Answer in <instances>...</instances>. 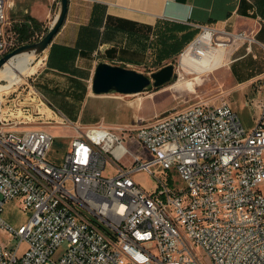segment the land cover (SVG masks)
I'll return each mask as SVG.
<instances>
[{
	"label": "built area",
	"instance_id": "2783aa9c",
	"mask_svg": "<svg viewBox=\"0 0 264 264\" xmlns=\"http://www.w3.org/2000/svg\"><path fill=\"white\" fill-rule=\"evenodd\" d=\"M5 7L0 0V57L22 44ZM199 30L180 55L205 32L244 37ZM27 97L28 104L12 103L35 109V118L14 114L0 94V230L10 236L5 243L0 237V264H204L202 257L209 264H264V82L249 101V131L228 102L198 101L115 129L88 126L70 137L59 162L47 157L53 135L45 127L81 124L31 87ZM125 140L150 157L140 160ZM126 155L132 165H119ZM108 162L115 167L110 176L103 173ZM168 169L183 186L155 176ZM139 171L154 177L151 189L135 180ZM8 201L28 212L21 224L2 216ZM56 250L62 254L54 258Z\"/></svg>",
	"mask_w": 264,
	"mask_h": 264
},
{
	"label": "crops",
	"instance_id": "0c3cea01",
	"mask_svg": "<svg viewBox=\"0 0 264 264\" xmlns=\"http://www.w3.org/2000/svg\"><path fill=\"white\" fill-rule=\"evenodd\" d=\"M5 4L10 27L16 30L26 24L31 39L58 0ZM200 26L240 33L246 37L240 44L245 53L252 51L253 43L264 53V0H68L64 22L43 52L44 66L36 83L59 100L82 101L97 62L138 71L157 62V69L182 51ZM241 55L229 57L226 67ZM0 234L10 237L4 230Z\"/></svg>",
	"mask_w": 264,
	"mask_h": 264
},
{
	"label": "rangeland",
	"instance_id": "374dc122",
	"mask_svg": "<svg viewBox=\"0 0 264 264\" xmlns=\"http://www.w3.org/2000/svg\"><path fill=\"white\" fill-rule=\"evenodd\" d=\"M58 8L59 0L57 8L52 10L51 14H49L48 18L43 22L40 31H38V35L43 36V34L46 33L58 12ZM224 31L232 33L227 30ZM199 33H201L200 30L197 34ZM230 39H232V36L224 34L221 31L212 34L211 46L216 47V43L221 41L227 42V45L225 46V48H227L226 54L222 61L223 65L214 72L203 73V75L199 77V80L195 78V74H187L186 72L188 69L186 67L183 69L180 66V51L172 58V60L164 62V64H174L177 73L176 79L159 88L150 86L144 91L134 94H119L113 92L102 95H93L89 87L88 89L86 88V96L82 101L71 100L69 102L57 99L56 95L51 94V90L49 92H47V90H41L36 83L44 66L42 63L43 54H41L39 56L33 55V59L31 58V62L33 61L32 64L41 59L40 65L33 73L25 75L22 80L13 83L11 85L12 87H8L9 89H7L6 86V90L0 93L2 94L5 92V94H7V99L11 103L15 100L17 104H28L30 98L28 99L27 95L28 90L31 87L32 90L35 89L43 94L54 106L61 109L70 119H79L81 126L77 130L71 125L65 126L54 123H49L48 126L45 127V129L53 135L51 148L47 153V157L53 162H59L61 160L69 147L70 137L81 133L88 126L101 123L106 127L115 129L117 127L131 125L140 120L148 121L164 112L185 107L198 101L210 103L228 102L239 115L245 128L249 131L253 125V112L250 108L249 101L255 94V87L264 82V53L256 48V43H253V49L251 52L245 53L244 46L240 45L244 40L241 42L238 40L231 41ZM37 40H39V38L32 39L31 42ZM232 55L241 56L231 61L230 65L226 67L229 63V57ZM156 65H158L157 62L153 64L148 62V65L146 64V66H143L140 69L144 73L149 74L151 71H154ZM180 75L194 77L193 79L196 81L195 91H191L185 86V84L177 81ZM0 79L7 81L2 77H0ZM77 87L81 89L85 86ZM18 100H24V102L18 103ZM37 106H39V104H37ZM10 109L14 114H17L18 116L23 115L26 118H35L34 116H38L36 114L33 115L32 113L35 109L27 106L18 107L14 106L12 103ZM46 109L47 108L44 105H40V111H48ZM31 113L32 115H29ZM25 125V127H32L35 125V122H26ZM124 145L142 161L147 160L150 157V155L146 154L143 149L139 148L134 141L125 140ZM132 161L133 158L130 155H126L120 159L119 165L131 166ZM103 173L107 176L114 174L115 167L113 164L108 162ZM155 176L162 178L168 186L174 189L181 187L184 184L183 180L174 169H168L167 171L158 170L155 173ZM134 178L146 189H151L155 183L154 177L144 171L137 172L134 175ZM13 202L8 201L4 203L2 216L14 224L26 219L28 212L21 210L18 206L16 207L17 204L14 202L15 205ZM0 237L3 243L8 241L6 235L0 234ZM17 242L16 239L8 242V248L13 249ZM23 248L24 244L21 243L20 249L22 250ZM61 252L62 250H56L53 257L57 258L62 254ZM202 260L204 264H209V262L203 257Z\"/></svg>",
	"mask_w": 264,
	"mask_h": 264
},
{
	"label": "water",
	"instance_id": "95a60500",
	"mask_svg": "<svg viewBox=\"0 0 264 264\" xmlns=\"http://www.w3.org/2000/svg\"><path fill=\"white\" fill-rule=\"evenodd\" d=\"M67 8L68 0H59L58 12L46 33L37 41L22 43L9 52L4 53L0 57V68L4 63L20 53L31 52L36 56L43 54L63 24ZM176 77L177 73L173 63L164 64L160 68L146 74L122 64H110L105 61H99L94 67L90 89L94 95L113 92L119 94H134L142 92L150 86L159 88L175 80ZM5 86L6 84H2L0 90L5 88Z\"/></svg>",
	"mask_w": 264,
	"mask_h": 264
},
{
	"label": "bare ground",
	"instance_id": "6f19581e",
	"mask_svg": "<svg viewBox=\"0 0 264 264\" xmlns=\"http://www.w3.org/2000/svg\"><path fill=\"white\" fill-rule=\"evenodd\" d=\"M245 38L246 37H242L238 34H233L232 39L230 40H238L242 42ZM211 40V33L205 32L201 36V39L193 44L190 52L187 51L181 54L180 66L183 69L184 67L188 69L186 72L187 74H195V78L197 80H199V77H201L203 73L214 72L223 65L222 61L226 54L227 48H225V46L227 44L222 42L218 43L215 47L211 46ZM32 56L33 53L31 52L20 53L6 62L4 67L0 68V77L8 81L6 84L7 88L13 83L22 80L25 75L31 74L37 69L40 65L41 59L32 64ZM193 78L194 77H185L184 75H180L177 81L185 84V86H187V88L191 91H195L196 81Z\"/></svg>",
	"mask_w": 264,
	"mask_h": 264
},
{
	"label": "trees",
	"instance_id": "16d2710c",
	"mask_svg": "<svg viewBox=\"0 0 264 264\" xmlns=\"http://www.w3.org/2000/svg\"><path fill=\"white\" fill-rule=\"evenodd\" d=\"M35 27L37 28V22H34ZM18 33H19V38L21 43H26V42H31L29 35H30V31H29V27L26 26V24H22L20 27L15 28ZM38 29V28H37Z\"/></svg>",
	"mask_w": 264,
	"mask_h": 264
}]
</instances>
